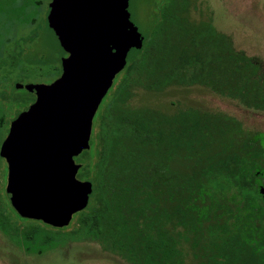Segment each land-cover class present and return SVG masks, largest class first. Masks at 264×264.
Segmentation results:
<instances>
[{
  "label": "trees",
  "instance_id": "16d2710c",
  "mask_svg": "<svg viewBox=\"0 0 264 264\" xmlns=\"http://www.w3.org/2000/svg\"><path fill=\"white\" fill-rule=\"evenodd\" d=\"M195 1L165 0L151 40L131 49L117 102L77 157L76 177L91 182L87 205L48 232L11 223L0 194V229L39 245L85 241L125 264H264V205L251 184L264 131L188 97L197 90L264 112V61ZM131 86L144 103H129Z\"/></svg>",
  "mask_w": 264,
  "mask_h": 264
},
{
  "label": "water",
  "instance_id": "95a60500",
  "mask_svg": "<svg viewBox=\"0 0 264 264\" xmlns=\"http://www.w3.org/2000/svg\"><path fill=\"white\" fill-rule=\"evenodd\" d=\"M127 0H51L46 24L67 55L47 85L19 84L35 95L14 111L0 154L7 161L5 191L23 218L66 225L83 209L91 182L75 177L73 157L88 148L92 116L112 79L142 36Z\"/></svg>",
  "mask_w": 264,
  "mask_h": 264
},
{
  "label": "rangeland",
  "instance_id": "374dc122",
  "mask_svg": "<svg viewBox=\"0 0 264 264\" xmlns=\"http://www.w3.org/2000/svg\"><path fill=\"white\" fill-rule=\"evenodd\" d=\"M199 1L196 0L195 3L199 4ZM204 1L215 28L229 34L236 48L264 61V0ZM47 3V0H0V92L9 93V96L0 98V115L1 111L7 114L13 109L17 110L30 99V94L16 87L15 83L47 85L60 73V64L66 55L45 23ZM163 4L165 5V0H127L129 19L143 37L144 43L153 37ZM197 6L190 8V15L194 19L200 16ZM131 49L133 48L127 52L125 63L134 53ZM121 74L120 70L111 85L117 83ZM130 91L129 103L132 106L147 100L142 97L146 92H140L139 87L131 86ZM111 93L112 90L101 100L97 112L109 101ZM188 93V97L199 105L233 116L244 127L264 131V112H253L197 90ZM149 98L168 105L169 100L180 96L168 98L151 95ZM4 132V128L0 126V139ZM0 181L2 184L1 172ZM3 193L1 189V202ZM3 204L4 202L2 207ZM4 210L11 223L19 228L31 226L53 232L56 227L23 218L8 208ZM57 242L59 243L56 245H39L37 241L26 243L22 241L20 233L13 235L0 229V264H125L116 256L102 252L85 241L69 245L60 240Z\"/></svg>",
  "mask_w": 264,
  "mask_h": 264
},
{
  "label": "flooded vegetation",
  "instance_id": "af4514ba",
  "mask_svg": "<svg viewBox=\"0 0 264 264\" xmlns=\"http://www.w3.org/2000/svg\"><path fill=\"white\" fill-rule=\"evenodd\" d=\"M50 1L51 0H47V9H46V12H45V14H47V12H48V10H49V3H50ZM45 22H46V15H45ZM47 25V24H46ZM48 27V26H47ZM49 28V27H48ZM50 30H51V28H49ZM52 31V30H51ZM53 32V31H52ZM54 34V33H53ZM54 36H55V34H54ZM55 38H56V36H55ZM57 40V39H56ZM142 42H143V37H142ZM142 44V43H141ZM64 51V50H63ZM64 53H65V55H67V53L64 51ZM126 64V63H125ZM125 64H124V66H125ZM124 66H123V68H124ZM122 70V69H121ZM120 72V71H119ZM118 73V72H117ZM116 73V74H117ZM115 74V75H116ZM114 78V77H113ZM113 80V79H112ZM118 82V81H117ZM111 84H112V82H111ZM116 86H117V84L116 83H114L113 85H110L109 86V88L107 89V91L105 92V94L103 95V97L101 98V100L105 97V96H107L108 94H109V91L110 90H112V93H111V95H110V98H109V101L104 105V107L105 106H111L112 104H115V102H117V97H116ZM21 89H23V90H26V89H24V88H21ZM26 92H28V94H30V99L25 103V104H23L21 107H19L18 109H21L22 107H24L25 105H27V104H29L30 102H32L33 100H34V98H35V95L32 93V92H29V91H27L26 90ZM7 96H9V93L7 92V91H2V92H0V98H5V97H7ZM101 100H100V102H101ZM100 102H99V104H100ZM99 104H98V106H99ZM98 106H97V108H98ZM104 107L102 108V109H104ZM97 108H96V110H95V112H94V114H93V116H92V119H91V128H90V134H89V139H90V137H92V136H94L96 133H97V131H98V125H99V123L102 121V113H101V111H102V109L99 111V112H97ZM13 111H15L14 109L10 112V113H4V111H1V115H0V126H2L3 128H4V130H5V132H4V135L2 136V138L0 139V146H1V143H2V141H3V139H4V137L6 136V134H7V132H8V129H9V124H10V120H11V118L13 117V115H14V112ZM9 112V111H8ZM88 139V140H89ZM262 144H263V148H264V140L262 141ZM80 153L81 152H79L76 156H74L73 157V161H74V163H76V164H79V166H80V163L81 162H78V160H77V157L80 155ZM78 170V169H77ZM0 172H1V178H2V180H3V183L2 184H0V191H1V189H2V191L4 192L3 194H2V196L4 197V198H6L7 199V201H8V203H9V193H7L6 191H5V185H6V173H7V161H6V159H5V157H3L1 154H0ZM77 172V171H76ZM253 175H254V177H253V180H252V182H251V184L253 185V187L255 188V190H256V193H257V200L261 203V204H263L264 205V159L262 160V163L260 164V166H259V168L258 169H256L254 172H253ZM75 177H76V174H75ZM77 178V177H76ZM77 179H79V178H77ZM82 180V179H81ZM1 182V181H0ZM9 205H10V203H9ZM11 206V205H10ZM13 209V208H12ZM14 210V209H13ZM16 213V212H15ZM17 214V213H16Z\"/></svg>",
  "mask_w": 264,
  "mask_h": 264
}]
</instances>
